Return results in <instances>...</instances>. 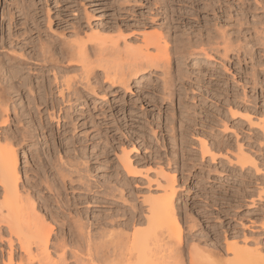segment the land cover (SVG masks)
Returning a JSON list of instances; mask_svg holds the SVG:
<instances>
[{
  "label": "rangeland",
  "instance_id": "rangeland-1",
  "mask_svg": "<svg viewBox=\"0 0 264 264\" xmlns=\"http://www.w3.org/2000/svg\"><path fill=\"white\" fill-rule=\"evenodd\" d=\"M154 31L169 40L170 64L144 69L128 91L97 67L87 86L79 64L58 55L69 40L95 33L137 45ZM209 42L226 44V57L218 44L220 54L197 56ZM46 43L60 60L43 57ZM0 69V98L9 106L1 134L19 147V182L55 225L50 250L73 221L75 231L87 224L100 252L110 248L107 241L130 232L125 225L142 218L146 197L159 192L161 167L178 186L185 264L190 249L226 264L232 243L257 244L264 256V132L256 123L264 119V0H0ZM59 73L74 77L68 91L58 92ZM239 147L259 170L233 161ZM125 150L133 173L120 162ZM55 213L62 230L50 220Z\"/></svg>",
  "mask_w": 264,
  "mask_h": 264
},
{
  "label": "bare ground",
  "instance_id": "bare-ground-1",
  "mask_svg": "<svg viewBox=\"0 0 264 264\" xmlns=\"http://www.w3.org/2000/svg\"><path fill=\"white\" fill-rule=\"evenodd\" d=\"M160 33H157L155 31L152 33H142L141 38L139 39L140 43H137V45H133L134 43L131 45L132 42L129 44L126 41V38L121 39L122 42H120V37L110 38V35L109 37H107V35L102 37L98 36L99 34L97 35V33H95L87 36L86 39L77 38L75 40L73 39L72 41L69 40V42L66 43V48L63 49L65 51L61 49L62 51L58 55H60V58H62L61 60H64L68 65H70L71 62H74L75 64H77V66L79 64L78 69H80L81 72L79 81H82V83L84 81V84H86L87 86H91L90 77L91 75H94V70L97 67L101 70L103 79H105L106 82H109L110 84H118L121 88L124 89V91H128L130 82L133 79H137L144 69H146L147 71L157 68L162 69V67H167L170 64V50H168V43L166 41L168 39L166 38L165 40V38ZM201 43L203 45L206 43V41L205 43L204 41L200 42V44ZM223 43L226 42L223 41ZM218 45H221L223 47L221 49V53L222 55H224V57H226L228 51L226 44L224 45L221 43ZM218 45L216 47H212L211 43L207 44L209 48L204 46H202L201 48L200 46L198 52L195 51V53L197 52V56L203 55L206 58L211 57V53L220 52ZM48 46L44 45L41 48V54L43 55V57L52 58L54 56H57V52H54L53 48H50L51 46ZM181 49L182 48H180V50ZM47 51L51 52L50 54L48 53L49 57L46 54ZM175 51L178 52L179 50ZM45 54L46 56H44ZM60 58L59 56L54 57L56 61L58 59L60 60ZM9 73L11 72L9 71ZM71 75H61L62 77L60 76V79H62L60 83L62 84H60L61 86L59 87V89H57L58 92L61 93V90H64L62 88H65L67 90L73 85L72 83L74 82V77H68ZM73 76L76 75L74 74ZM54 80L57 79L54 78ZM8 107L9 106L7 104V100L5 101L0 98V124H4L8 121ZM250 119L251 118H249V120ZM257 119L258 121L256 123L258 125V129L264 132V119ZM1 127L2 126L0 125V128ZM1 133L2 132L0 130V223L6 229V232L8 234V237L5 240V243L8 247V249L6 250V260H4L5 258L2 255L3 252H0V261L2 264H185L183 258L184 254L182 251V226L178 219L175 206L178 186L175 183V177H173V175L172 177L169 176L168 172L165 174L164 170L161 167L156 173L155 181V183L157 184L156 189H158L159 192L155 195L153 193V196H148V198L146 197V199L144 198L146 202V209L142 215V218L134 220L132 219L130 224L125 225L126 227L130 228V232L123 233L120 230L122 233H120V231V234L116 233L117 239L112 245L109 244L112 243V241H107V236V239L105 241H107L108 245H110V248H107V250L106 248H104L106 251L102 250L100 252L99 250L101 248H96L103 246L99 245L101 241H97L98 246L93 243L95 236H93L90 233V230L87 229L89 227L86 226V223L84 224V222H81L82 224L79 226L77 224V231H75L76 227L74 226L77 221H73L74 226L72 225V227L74 229L71 227H67L68 236L67 238L62 240V244H58L59 242L57 240L56 241L58 243L53 240L55 243L54 245H51L52 250H50L49 242L52 241V226L55 225H51L50 222H46L48 219L46 220L45 215L43 216V213L41 214L37 209L39 207H37L35 203L36 198L34 199L33 195H31L32 191L29 190L30 187L26 189L24 187L27 184H23V186L22 183L19 182V147L17 148V144L14 145L12 141L8 140L7 135ZM200 145V150L203 154L211 157L214 156L213 154L215 153H213V149H210L211 147H208V145H206L204 142H201ZM241 150L242 149L239 147V153L234 157L235 160L233 161H236V164L240 165L239 167L250 164L255 168L256 160L248 158V154L245 156L244 154L246 153L242 152ZM120 158L119 160L124 166L123 168H125L128 173H133L134 166L126 150L122 151ZM256 168L255 170H259L258 168ZM57 214L55 213V216H53L54 214H50L51 216L49 217L51 218L50 220H52V223L54 222L56 225L58 224V226L60 227L57 228L61 229L62 224H65V222H63L61 217L60 219L59 217H56ZM70 219L72 220V218ZM82 225L83 228L87 227L84 232L82 229ZM2 226H0V239H2ZM71 229L73 230L71 231ZM73 231L75 232L72 233ZM103 231L104 230H102V232H98L102 235ZM76 232L77 235H73ZM110 232H107V234ZM99 233L95 234L99 236ZM95 241L96 239L94 240V242ZM14 243L18 245V252L15 251L16 248ZM104 244H106V242ZM225 245L226 252L231 254V258L227 259L226 264H264V256L261 255L262 253L260 252V247H257V244L256 248H254L253 250L248 249L246 245L242 246L241 244L240 245L242 247L237 246L235 243ZM189 251L188 264H220L221 258L214 259L211 258L210 255H208L207 257H197L195 255L197 250L196 252H192L191 249Z\"/></svg>",
  "mask_w": 264,
  "mask_h": 264
}]
</instances>
